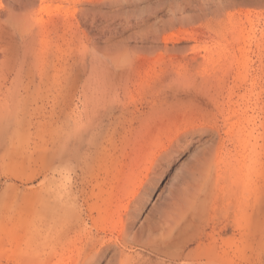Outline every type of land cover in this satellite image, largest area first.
<instances>
[{
  "label": "rangeland",
  "instance_id": "1",
  "mask_svg": "<svg viewBox=\"0 0 264 264\" xmlns=\"http://www.w3.org/2000/svg\"><path fill=\"white\" fill-rule=\"evenodd\" d=\"M0 264H264V0H0Z\"/></svg>",
  "mask_w": 264,
  "mask_h": 264
},
{
  "label": "bare ground",
  "instance_id": "2",
  "mask_svg": "<svg viewBox=\"0 0 264 264\" xmlns=\"http://www.w3.org/2000/svg\"><path fill=\"white\" fill-rule=\"evenodd\" d=\"M175 8H179V5L176 4V5H175Z\"/></svg>",
  "mask_w": 264,
  "mask_h": 264
}]
</instances>
